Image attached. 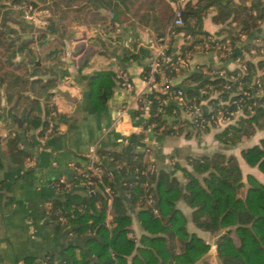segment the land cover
I'll return each mask as SVG.
<instances>
[{
  "label": "trees",
  "instance_id": "trees-1",
  "mask_svg": "<svg viewBox=\"0 0 264 264\" xmlns=\"http://www.w3.org/2000/svg\"><path fill=\"white\" fill-rule=\"evenodd\" d=\"M177 1L0 0V103L5 97L10 107L4 123L10 132L5 138L11 158L23 161L28 155L20 144L21 130L37 129L44 135L57 126L52 98L60 74L53 68L63 62L73 25L138 24L151 28L158 37L172 22ZM37 8L48 9L43 25L26 15L28 9L32 13ZM183 9V23L172 27L166 54L189 59L198 50L220 53L217 46L229 38L232 53L222 59L239 58L241 64H197L182 85L171 86L170 90L183 89V103L169 90L152 89L141 95L138 111L142 112L147 103L149 111L143 129L110 146H97L96 163L103 169L102 181L86 164L72 178L82 184V192L67 201L53 202L52 220L81 242L68 245L67 255L61 258L46 253L42 264H213L209 257L214 243L216 264H264V181L252 172L245 178L238 156L224 150L264 126V56L252 58L254 53L263 54L264 35L255 36L261 42L251 41L237 48L242 36L251 35L264 21V0H196ZM212 11L213 20L221 24L215 32L204 27V19ZM178 33L184 38L175 44ZM183 66L176 69L165 64L157 77H172ZM149 71L147 64L142 76ZM112 76L111 70L97 71L93 88L108 87ZM194 104L200 106L201 115L190 113ZM232 111L234 114L229 115ZM221 113L231 121L219 125ZM16 116L22 117L23 125ZM150 127L186 136L216 128L215 137L224 149L188 155L189 167L177 160L158 166L150 158L145 141ZM241 154L247 164L264 172V136L243 147ZM5 155L0 143V168ZM104 158L111 159L113 168ZM85 159L87 163V155ZM57 183L66 189V181L58 179ZM105 185L110 186L111 193ZM150 194L153 203L148 201ZM180 200L190 206V218L178 205ZM130 207L136 210L142 228L139 236L132 227L134 213ZM189 219L214 235V242L190 229ZM78 246L80 254L75 250Z\"/></svg>",
  "mask_w": 264,
  "mask_h": 264
},
{
  "label": "crops",
  "instance_id": "crops-1",
  "mask_svg": "<svg viewBox=\"0 0 264 264\" xmlns=\"http://www.w3.org/2000/svg\"><path fill=\"white\" fill-rule=\"evenodd\" d=\"M195 1L179 0L175 6L178 2L185 6ZM213 13L204 19V27L211 32L221 26L213 20ZM260 34L264 35V22L251 35L244 34L237 48L241 49L247 42H261L255 37ZM154 36L151 28L138 24L117 23L114 27L75 25L66 42L63 62L56 63L53 68L60 74L52 98L56 105V128H49L44 135H40L37 129L21 130L20 144L28 152L23 161L11 158L6 138L0 135L1 147L6 153L4 166L0 168V264H42L46 253L61 258L67 255L68 245L81 242L77 236H71L67 228L58 227L50 217L51 207L55 199L67 201L76 192H82V184L75 183L72 178L87 164L85 155L90 145L110 146L116 140L143 129V122L149 115L148 106L139 112L134 93L146 89L142 71L155 53ZM183 36L178 33L175 44L182 43ZM222 56L216 50L194 52L184 69L172 77V84L182 85L197 64L212 62L216 66L228 67L240 64L238 59L223 60ZM120 69L128 72L134 84L132 90L120 84ZM100 70H111L112 82L103 89L93 88V76ZM183 115L188 114L183 112ZM215 131L216 128H211L198 135L186 136L184 133L171 135L150 127L145 141L150 158L158 166L173 164L177 160L189 167L188 155L224 149L216 139ZM239 148L237 144L228 149L238 156L240 164L246 163L242 148ZM110 160L104 158L112 166ZM177 173L182 171L178 169ZM61 177L66 180V189L57 185ZM178 205L190 218V206L183 200ZM130 208L134 213L132 227L139 236L142 228L136 210ZM188 226L204 237L205 232L209 233L197 228L191 219ZM75 250L81 253L79 246ZM28 257L33 259L28 262Z\"/></svg>",
  "mask_w": 264,
  "mask_h": 264
},
{
  "label": "built area",
  "instance_id": "built-area-1",
  "mask_svg": "<svg viewBox=\"0 0 264 264\" xmlns=\"http://www.w3.org/2000/svg\"><path fill=\"white\" fill-rule=\"evenodd\" d=\"M183 7L184 6L178 2L177 5L175 6L174 18H173L172 22L167 26V28L165 30V34L158 36V37L154 36V42H155L156 50H155V53L153 54V56L150 60V63H149V67H150L149 74L146 77H144V80L146 83V89L140 93H134V98L137 101L140 100L141 95L144 92L150 91L152 89H160L162 91H168L169 90L171 92L173 91V93H175V97H176L177 101L180 103H183L186 100L185 95H184V91L182 88L170 90L171 86L174 85V84H172V77L173 76L172 77H163L161 79H159L157 77L158 74L163 73L165 64L167 66L170 64V65H172V67L178 69L180 65H187V63H188V59L183 58L182 56H178L176 59H174L171 54H166V49L170 45L169 40L171 37V32H173L172 27L174 25H179V24L183 23V17H184ZM33 14H38L37 10L33 11L32 13L30 12V10H27V16L30 17L35 23L38 24L39 22H42L41 24H44L46 22V20H43L39 17H33ZM230 43H231V41L228 38L225 42H223L222 44H219L217 46V49L219 51H221V53L223 55L226 53L227 54L232 53V46ZM255 51H256V49L253 48L252 52H255ZM260 51L262 53L264 52V46H262L260 48ZM118 80H119L120 84L127 89L132 90L134 88L133 81L131 80V78H130V76L126 70L120 69V71L118 72ZM228 86L229 85L227 84V87ZM147 105H148V103H147ZM190 113H192L193 115H198V116L201 115L200 106L198 104H194L193 109L190 111ZM222 114L223 113H221L218 117V124L219 125H223L231 119L230 116H224ZM231 114L233 115L234 111L230 112L229 115H231ZM86 155L88 156L87 166L102 181V173H103L102 170L103 169L99 164L96 163V161L98 160L97 145H94V144L90 145ZM150 167L153 168L154 164H152ZM60 181H66V180L64 177H61ZM91 181H93V180L90 179V182ZM143 184H146V183H143ZM105 190L107 192L111 193L110 186L105 185ZM148 201L150 203L154 202V197L152 196V194L148 195ZM155 210H156V208H155Z\"/></svg>",
  "mask_w": 264,
  "mask_h": 264
},
{
  "label": "rangeland",
  "instance_id": "rangeland-1",
  "mask_svg": "<svg viewBox=\"0 0 264 264\" xmlns=\"http://www.w3.org/2000/svg\"><path fill=\"white\" fill-rule=\"evenodd\" d=\"M28 10H30V9H28ZM35 10H37V12H38V14H33V17H39V18H41V19H43V20H46V22H47V18H46V16H45V13H47L48 12V9L47 8H37V9H35ZM34 10V11H35ZM40 11V12H39ZM29 12V11H28ZM26 15H27V11H26ZM45 22V23H46ZM262 22H264V21H262ZM261 21L259 22V23H262ZM42 22H39L38 23V25L40 24V25H43V24H41ZM44 23V24H45ZM232 24L234 25L235 24V21H233L232 22ZM76 25V24H75ZM75 25H73V27L75 26ZM261 25V24H260ZM72 27V28H73ZM231 41V40H230ZM220 53H221V51H220ZM255 54V53H254ZM253 54V56H252V58L254 57V59H256V58H258V57H260V56H264V52H263V54L262 55H260V54H256V55H254ZM246 55H248V54H246ZM249 56H251V55H249ZM238 60L240 61V64H241V59H239L238 58ZM8 106V108H10L9 107V105H7ZM0 108H2V103H0ZM222 115H224V116H226V114H222ZM233 119V118H232ZM229 121H231V119L229 120ZM229 121H227V122H229ZM227 122L225 123V124H227ZM23 124H24V122H23ZM22 124V125H23ZM225 124H223V125H225ZM0 133H2V134H0V135H2V136H4V137H6L10 132H9V129H8V127H6V125H5V123H4V121H2V119L0 118ZM3 133H5V134H3ZM264 136V126L262 127V128H260V129H258L257 131H256V133H254L252 136H250V137H246L245 139H243L241 142H239L238 143V145H239V150L241 149V148H243V147H246V146H248V145H250V144H252V143H254V142H256V141H259L260 140V138L261 137H263ZM226 152H229L230 153V149H228V148H225L224 149ZM241 166H242V169H243V173H244V176H245V178H246V175H247V173L248 172H252V173H254L259 179H261L262 181H264V174L260 171V169L258 168V167H255V166H249V164H247V163H245V162H242V164H241ZM204 235L206 236V238L208 239V240H210L211 242H214V235H212V234H209V233H207V232H205L204 233ZM215 244V243H214ZM213 244V245H214ZM212 254H211V256L209 257V260L210 261H212V263L213 264H216L217 263V257L215 256V254H214V252H215V248L214 247H212ZM200 264H204V263H200Z\"/></svg>",
  "mask_w": 264,
  "mask_h": 264
},
{
  "label": "water",
  "instance_id": "water-1",
  "mask_svg": "<svg viewBox=\"0 0 264 264\" xmlns=\"http://www.w3.org/2000/svg\"><path fill=\"white\" fill-rule=\"evenodd\" d=\"M2 108H0V115H2V121H6L9 114H10V109L8 108L6 104V99L5 97L2 98ZM15 119L18 121L20 125L23 124V119L22 117L16 116ZM213 247L216 249V244L213 245Z\"/></svg>",
  "mask_w": 264,
  "mask_h": 264
}]
</instances>
